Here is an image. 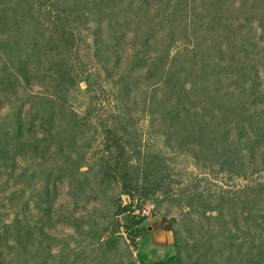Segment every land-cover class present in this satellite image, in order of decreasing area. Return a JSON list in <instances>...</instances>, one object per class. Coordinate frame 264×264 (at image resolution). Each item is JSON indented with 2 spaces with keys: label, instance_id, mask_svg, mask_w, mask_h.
<instances>
[{
  "label": "trees",
  "instance_id": "16d2710c",
  "mask_svg": "<svg viewBox=\"0 0 264 264\" xmlns=\"http://www.w3.org/2000/svg\"><path fill=\"white\" fill-rule=\"evenodd\" d=\"M255 16L256 30L248 26ZM250 28L255 40L246 37ZM263 36L264 0H0V171L11 179L22 152H50L55 167L43 170L41 185L58 173L79 199L89 154L102 149L91 185L117 188L105 214L64 222L42 187L30 202V226L19 210L0 226V264H140L143 207L163 180L151 178L146 167L155 165L116 123L131 113L124 107L140 79L151 89L146 111L170 122V147L187 153L201 175L243 177L247 160L248 185L234 194L183 191L167 202L179 211L171 221L195 233L203 264H264ZM160 38L171 45H157ZM103 88L114 99L103 116L109 125L95 113ZM74 93L86 98L82 111L72 107ZM58 224L70 232L56 233ZM175 248L183 264L187 246L176 239Z\"/></svg>",
  "mask_w": 264,
  "mask_h": 264
},
{
  "label": "rangeland",
  "instance_id": "374dc122",
  "mask_svg": "<svg viewBox=\"0 0 264 264\" xmlns=\"http://www.w3.org/2000/svg\"><path fill=\"white\" fill-rule=\"evenodd\" d=\"M256 18L258 19L259 17L255 16L251 20L252 22L250 21L252 25L248 23V26H253L252 28L255 30L256 28L260 29V23ZM255 35L253 29L250 28L246 37L255 40ZM257 39L258 41L264 42V36ZM165 43L171 45L170 41L164 38L156 41L157 45ZM177 45H180V41H177ZM154 48L158 49L160 47L154 46ZM164 49L161 50L160 55ZM133 91L130 101H134V103H127L124 107L125 111H127L132 106L131 113L116 122L117 126L124 128V131H120L119 133L125 134L126 138L133 145L139 147L143 156L148 154V159L150 158V161L155 165L152 166L149 163L146 167L151 173V178L155 179V174H157L163 180V184L155 192V195L143 207L142 213L147 218L143 223L146 231L137 240L134 255L140 264H178L175 248L176 239H178L179 246H181L180 249H182V244L187 246L186 250L182 249L181 251L182 263L203 264L202 250L204 248H200V251L193 249L192 239L196 238L194 237L195 233L189 230L185 231L182 225H180L183 224L180 222V219L178 223L171 221L172 218L179 216V211L176 208L177 203H171L172 208L170 207L168 209L167 202L170 203V200H178L181 198L183 191L186 192L194 190L195 188L204 189L206 187L207 190L211 191L212 195L215 194L213 193L214 191L219 192L222 189L234 194L235 190L249 184L248 180L244 179V174L247 173V160L246 158L243 159L245 160V173L241 174L243 177L223 175L216 178L217 174L215 171L212 173L209 172V178L201 175L203 172L194 169L192 160L187 156V153L182 149L178 150L170 147L173 142L169 143V139H167L165 134V130H167L168 123L170 122L167 120L166 122H162L155 114H150L146 111L151 109L145 106L151 94L148 83L140 79L133 86ZM113 100L104 88L98 92L95 113H99L96 116L102 120L104 125H109L107 117L103 116L106 111H111ZM70 102L75 110L82 111L86 104V98L82 93H74L70 96ZM6 107L4 106L2 109L5 110ZM3 113L1 111L0 115H3ZM175 132L177 134L176 130ZM104 135L102 134V136L96 139L95 146L101 147L102 144L104 145ZM104 150H106L105 147ZM40 153H44L43 155H45L44 162L39 158ZM20 157L22 160L17 164L18 169H14V173H11V179L9 177L5 178L4 171H0V226L7 223L12 218V214L18 210L23 214L22 217L25 218L26 226H30L28 223L32 221L31 216L34 214L30 202L35 195L42 192V187L45 186H48L49 191H52L53 207L59 213L58 217L60 220L64 222H71L73 218H78V215L87 216L99 212L105 214L106 209L104 208H107L111 204L109 202L110 195L113 196L117 193V188H112V191L106 192V189H100L97 183L91 185V176L99 172L97 166L101 165L100 160L102 159L100 158H102V149H93L90 152L87 168H85L90 175L86 177L88 181L85 184L86 187H84V193L81 198L78 197L79 199L75 198L74 200L71 197L72 191L70 189L68 190L64 180H58V173L56 179L52 180L50 185H41L46 179L43 170H53L55 167L53 160L57 159V156L50 152H41V149H31L22 152ZM134 157L136 158L137 154H134ZM193 172L194 174H191ZM260 177L263 180L264 173ZM213 178H216V180H213ZM253 178L255 179V176ZM104 179L105 177L95 180L96 182L101 181L102 183H106ZM209 180H211L210 183L208 185L205 184ZM96 210L97 212H95ZM70 216L72 218L66 221ZM154 218H159L158 220H169L171 223L170 229L168 231L162 229L153 230V223L151 221ZM241 224L242 231L237 233V235L243 238L245 237V223L242 222ZM55 228L56 233L59 234L70 232L66 226L61 224L56 225ZM180 239H183L186 244L182 243ZM28 248L32 251L30 246Z\"/></svg>",
  "mask_w": 264,
  "mask_h": 264
},
{
  "label": "water",
  "instance_id": "95a60500",
  "mask_svg": "<svg viewBox=\"0 0 264 264\" xmlns=\"http://www.w3.org/2000/svg\"><path fill=\"white\" fill-rule=\"evenodd\" d=\"M159 218H154L152 219V229L153 230H158V229H162L164 231H168L170 229V221L167 219H162V220H158ZM151 229V228H149Z\"/></svg>",
  "mask_w": 264,
  "mask_h": 264
}]
</instances>
